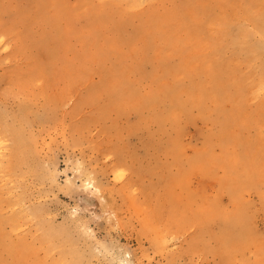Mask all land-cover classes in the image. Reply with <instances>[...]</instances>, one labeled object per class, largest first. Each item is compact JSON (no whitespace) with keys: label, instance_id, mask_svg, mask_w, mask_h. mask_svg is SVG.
Listing matches in <instances>:
<instances>
[{"label":"rangeland","instance_id":"374dc122","mask_svg":"<svg viewBox=\"0 0 264 264\" xmlns=\"http://www.w3.org/2000/svg\"><path fill=\"white\" fill-rule=\"evenodd\" d=\"M0 264H264V0H0Z\"/></svg>","mask_w":264,"mask_h":264},{"label":"bare ground","instance_id":"6f19581e","mask_svg":"<svg viewBox=\"0 0 264 264\" xmlns=\"http://www.w3.org/2000/svg\"><path fill=\"white\" fill-rule=\"evenodd\" d=\"M89 183V182H88ZM121 263V262H120ZM123 263V262H122Z\"/></svg>","mask_w":264,"mask_h":264}]
</instances>
